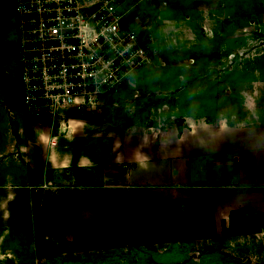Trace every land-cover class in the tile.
Masks as SVG:
<instances>
[{
  "label": "crops",
  "instance_id": "0c3cea01",
  "mask_svg": "<svg viewBox=\"0 0 264 264\" xmlns=\"http://www.w3.org/2000/svg\"><path fill=\"white\" fill-rule=\"evenodd\" d=\"M166 1L154 26L155 64L145 69L135 90L125 87L120 93L128 100L121 107L128 123L123 126L129 135L143 126L144 144L130 143L124 129L112 147L115 155L106 137L94 144L92 136L90 147L78 148L71 143L82 122L69 136L52 125L35 136L42 153L38 167L77 166L94 174L100 168L94 180L102 188V209H113L118 217L103 226L118 225L124 236L114 250L127 248V227L139 220L170 264H247L255 246L247 236H257L256 247L264 250V67L254 61L260 53L246 51L229 69L219 64L237 56V36L244 34L247 44L248 29L262 23L254 21L253 0ZM9 8L15 14L14 0H0L2 69L10 65L17 43ZM4 77L0 94L11 116L22 123L34 119L22 120L18 80ZM164 114L173 119L165 129ZM57 133L59 142L51 147Z\"/></svg>",
  "mask_w": 264,
  "mask_h": 264
},
{
  "label": "rangeland",
  "instance_id": "374dc122",
  "mask_svg": "<svg viewBox=\"0 0 264 264\" xmlns=\"http://www.w3.org/2000/svg\"><path fill=\"white\" fill-rule=\"evenodd\" d=\"M253 11L254 21L262 24H254L248 29L252 39L247 44L244 34L237 36V56L221 59V69H229L240 61V51L260 53L262 56H256L254 61L264 67V0H253ZM8 13L15 25L13 9L9 8ZM13 47L15 50L9 55L10 65L7 69L0 65V78L6 76V79L15 81L14 71L19 65L18 38ZM20 90L17 81L16 91ZM2 97L0 94V264H170L159 253L160 246L151 243L152 234L143 232L145 229L139 220L127 227V248L114 250L113 246L122 242L124 236L118 232V225L109 229L103 226L118 217L115 210L102 209V188L94 180L100 168L94 174L77 166L65 171L38 167L42 153L33 143L35 136L42 130L51 129L52 125V129L58 132V122H38L34 118L22 123L17 116H11V107L4 105L6 102ZM16 101L20 103L17 93ZM21 112L20 117L24 120L26 111ZM121 114V108L115 111L112 106L71 113L82 122L71 144L78 148L90 147L92 136L94 144L102 143L106 137L105 144L110 146L108 151L115 155L112 147L118 142V132L124 133L126 127L123 124H128L122 121ZM160 117L164 129L173 123L169 114ZM125 131L130 143L144 144L146 133L143 126L137 125L130 135L128 128ZM22 146L27 148L22 150ZM143 151L147 152L145 147ZM29 163L37 168L29 170ZM49 179L53 182H48ZM247 241H253L255 245L254 259L252 262L247 259V264H264V250L256 247L258 237L247 236Z\"/></svg>",
  "mask_w": 264,
  "mask_h": 264
},
{
  "label": "built area",
  "instance_id": "2783aa9c",
  "mask_svg": "<svg viewBox=\"0 0 264 264\" xmlns=\"http://www.w3.org/2000/svg\"><path fill=\"white\" fill-rule=\"evenodd\" d=\"M166 4L14 0L19 59L14 73L25 115L58 122L69 136L81 124L71 113L108 106L117 111L127 104L122 89L135 90L155 64L154 26ZM59 138L52 134L50 146Z\"/></svg>",
  "mask_w": 264,
  "mask_h": 264
},
{
  "label": "clouds",
  "instance_id": "9594fccd",
  "mask_svg": "<svg viewBox=\"0 0 264 264\" xmlns=\"http://www.w3.org/2000/svg\"><path fill=\"white\" fill-rule=\"evenodd\" d=\"M41 138L43 139V136H41Z\"/></svg>",
  "mask_w": 264,
  "mask_h": 264
},
{
  "label": "flooded vegetation",
  "instance_id": "af4514ba",
  "mask_svg": "<svg viewBox=\"0 0 264 264\" xmlns=\"http://www.w3.org/2000/svg\"><path fill=\"white\" fill-rule=\"evenodd\" d=\"M5 71H8V70H5Z\"/></svg>",
  "mask_w": 264,
  "mask_h": 264
},
{
  "label": "trees",
  "instance_id": "16d2710c",
  "mask_svg": "<svg viewBox=\"0 0 264 264\" xmlns=\"http://www.w3.org/2000/svg\"><path fill=\"white\" fill-rule=\"evenodd\" d=\"M123 236V235H122Z\"/></svg>",
  "mask_w": 264,
  "mask_h": 264
}]
</instances>
